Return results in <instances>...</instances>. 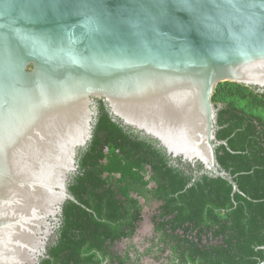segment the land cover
<instances>
[{
	"label": "water",
	"instance_id": "obj_1",
	"mask_svg": "<svg viewBox=\"0 0 264 264\" xmlns=\"http://www.w3.org/2000/svg\"><path fill=\"white\" fill-rule=\"evenodd\" d=\"M225 82L264 92V0H0V264L47 257L99 101L238 191L217 156Z\"/></svg>",
	"mask_w": 264,
	"mask_h": 264
},
{
	"label": "trees",
	"instance_id": "obj_2",
	"mask_svg": "<svg viewBox=\"0 0 264 264\" xmlns=\"http://www.w3.org/2000/svg\"><path fill=\"white\" fill-rule=\"evenodd\" d=\"M218 161L238 185L180 161L115 120L104 101L89 145L78 156L57 239L41 264H259L264 259V92L217 86ZM157 204L154 237L131 244Z\"/></svg>",
	"mask_w": 264,
	"mask_h": 264
},
{
	"label": "rangeland",
	"instance_id": "obj_3",
	"mask_svg": "<svg viewBox=\"0 0 264 264\" xmlns=\"http://www.w3.org/2000/svg\"><path fill=\"white\" fill-rule=\"evenodd\" d=\"M141 201L144 206V220L140 224L137 236L132 241H123L119 243L117 245L118 250H125L131 244H136L140 247V249H143L154 237V224L152 222V216L158 205L148 204L144 200ZM143 264H156V262L150 258H146L144 259Z\"/></svg>",
	"mask_w": 264,
	"mask_h": 264
}]
</instances>
